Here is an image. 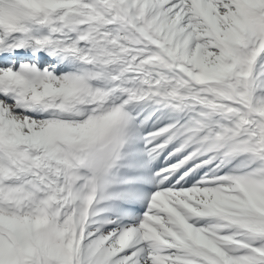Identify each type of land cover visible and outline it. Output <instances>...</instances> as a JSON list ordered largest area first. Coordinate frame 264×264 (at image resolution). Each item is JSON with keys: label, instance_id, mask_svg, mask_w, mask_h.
<instances>
[{"label": "snow or ice", "instance_id": "1", "mask_svg": "<svg viewBox=\"0 0 264 264\" xmlns=\"http://www.w3.org/2000/svg\"><path fill=\"white\" fill-rule=\"evenodd\" d=\"M0 264H264V0H0Z\"/></svg>", "mask_w": 264, "mask_h": 264}]
</instances>
